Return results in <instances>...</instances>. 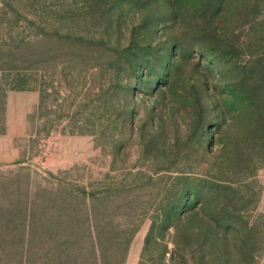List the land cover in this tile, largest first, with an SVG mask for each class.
Masks as SVG:
<instances>
[{"label": "rangeland", "instance_id": "rangeland-1", "mask_svg": "<svg viewBox=\"0 0 264 264\" xmlns=\"http://www.w3.org/2000/svg\"><path fill=\"white\" fill-rule=\"evenodd\" d=\"M0 264H264V0H0Z\"/></svg>", "mask_w": 264, "mask_h": 264}]
</instances>
